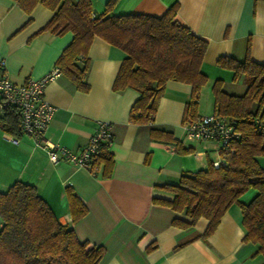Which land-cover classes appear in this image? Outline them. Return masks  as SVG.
<instances>
[{
  "label": "crops",
  "instance_id": "0c3cea01",
  "mask_svg": "<svg viewBox=\"0 0 264 264\" xmlns=\"http://www.w3.org/2000/svg\"><path fill=\"white\" fill-rule=\"evenodd\" d=\"M106 2L91 0L93 12L103 13ZM173 4L174 18L207 42L200 66L207 80L199 90L194 112L213 113L214 80H223V90L233 93L226 90L234 83L232 71L216 64L220 56L238 60L248 56L264 63V0H115L104 15L160 16ZM52 14L53 9L41 1L27 9L15 0H0V73L23 83L56 66L72 33L43 29ZM124 55L121 48L94 37L86 52L88 89H77L62 72L44 88L45 99L55 107L44 133L46 139L78 150L100 121H108L110 167L101 162L100 170L92 174L65 159L53 164L29 135L11 134L0 127V191L15 181L34 185L56 218L72 228L80 242L87 247L103 246L96 264H264L257 244L243 240L245 229L237 204L227 208L213 233L201 237L205 218L183 228L173 224V218H190L153 201V197L171 198L162 185L177 183L183 172L197 171L206 167L207 160H216L219 145L213 140L186 138L182 118L193 97L191 85L185 82H165L152 122L131 121L130 110L138 92L112 87ZM240 80L243 78L236 82ZM204 99L207 105H201ZM176 141L190 151H178ZM258 162L264 167V156ZM67 188L86 207V213L74 222ZM252 193L249 189L240 199L247 201Z\"/></svg>",
  "mask_w": 264,
  "mask_h": 264
},
{
  "label": "trees",
  "instance_id": "16d2710c",
  "mask_svg": "<svg viewBox=\"0 0 264 264\" xmlns=\"http://www.w3.org/2000/svg\"><path fill=\"white\" fill-rule=\"evenodd\" d=\"M15 1L27 9L38 1L44 2L53 14L43 29L55 34L72 33L71 41L56 59V66L77 89H88L84 80L88 67L86 52L92 39L100 37L125 53L112 87H130L138 92L130 110L131 121H153L169 79L191 85L193 98L183 116L196 115L194 99L207 80L200 69L207 42L174 18V4L162 15L154 16L104 15L115 0H107L104 12L98 14L93 12L91 0ZM216 64L231 70L233 81L242 77L246 84L241 94L224 91L221 79L214 80L211 86L213 112L233 121L238 134L227 143L221 163L216 166L207 160L205 168L183 172L177 183L161 186L171 193V198L153 197V201L190 218H173L172 223L183 228L205 218L201 237L213 233L223 213L235 203L241 208L243 240L257 244L258 252L264 254V167L258 162V157L264 156V63L248 56L243 60L220 56ZM0 127L11 134L20 133L14 106L0 113ZM107 145L100 161L110 167ZM175 145L178 151H190L179 141ZM249 189L253 190L251 197L242 201L240 197ZM66 191L74 222L86 213V207L70 188ZM103 251L102 245L87 247L86 242H80L73 229L56 218L34 185L15 181L0 191V264H96Z\"/></svg>",
  "mask_w": 264,
  "mask_h": 264
},
{
  "label": "built area",
  "instance_id": "2783aa9c",
  "mask_svg": "<svg viewBox=\"0 0 264 264\" xmlns=\"http://www.w3.org/2000/svg\"><path fill=\"white\" fill-rule=\"evenodd\" d=\"M61 71L54 66L50 71L38 78H29L23 83L13 82L4 72L0 73V113L8 106H14L19 115L20 132L29 135L34 146L42 147L53 164L65 159L72 164L96 174L101 168L100 157L104 146L109 144L111 124L100 121L88 141L78 150L50 142L45 137V130L52 119L55 107L44 97L46 84L57 77ZM198 102V98L194 99ZM182 127L187 139L213 140L218 143L219 157L214 165L222 162V153L227 143L237 136L233 121L218 113L185 114ZM16 142L15 138H11Z\"/></svg>",
  "mask_w": 264,
  "mask_h": 264
},
{
  "label": "rangeland",
  "instance_id": "374dc122",
  "mask_svg": "<svg viewBox=\"0 0 264 264\" xmlns=\"http://www.w3.org/2000/svg\"><path fill=\"white\" fill-rule=\"evenodd\" d=\"M246 86L245 81L240 80L238 82L234 81V83H229L226 86V90L229 92H233L236 94H240L243 92L244 87ZM201 105H207V103L205 102V99L203 100Z\"/></svg>",
  "mask_w": 264,
  "mask_h": 264
},
{
  "label": "water",
  "instance_id": "95a60500",
  "mask_svg": "<svg viewBox=\"0 0 264 264\" xmlns=\"http://www.w3.org/2000/svg\"><path fill=\"white\" fill-rule=\"evenodd\" d=\"M95 11V10H94Z\"/></svg>",
  "mask_w": 264,
  "mask_h": 264
}]
</instances>
